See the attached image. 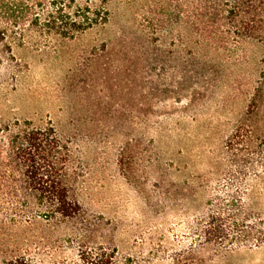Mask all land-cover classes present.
<instances>
[{"label":"trees","instance_id":"1","mask_svg":"<svg viewBox=\"0 0 264 264\" xmlns=\"http://www.w3.org/2000/svg\"><path fill=\"white\" fill-rule=\"evenodd\" d=\"M112 1L0 0V69L8 65L15 80L22 66L31 70L34 59L57 56V46L104 29L113 17ZM147 4L144 16L154 31L145 27L141 47L123 40L118 51L128 62V84L138 76V97L149 110L162 94L173 95L177 104L187 100L182 115L158 122L149 112L141 119L142 142L159 149V179L162 184L181 179L176 192L185 190L195 246L212 245L222 253L262 248L264 69L259 78L256 51L264 64V0ZM155 44L156 52L150 47ZM158 56L164 59L163 74L152 65ZM8 104V91L0 86V264H116L114 249L89 241L94 225L74 194L71 139L51 122L10 116ZM213 108L219 117L206 120L208 144L196 152L186 142L189 126ZM168 122L176 126L166 127ZM228 125L230 133L213 145ZM150 129L159 138L147 139ZM194 154L199 157L191 159ZM125 157L122 152L117 157L119 166Z\"/></svg>","mask_w":264,"mask_h":264},{"label":"rangeland","instance_id":"2","mask_svg":"<svg viewBox=\"0 0 264 264\" xmlns=\"http://www.w3.org/2000/svg\"><path fill=\"white\" fill-rule=\"evenodd\" d=\"M147 1L113 0V17L104 29L57 46V56L34 59L31 70L22 66L15 80L8 65H4L0 69V86L8 91L5 111L41 125L51 122L71 139L74 194L94 225L89 241L91 245L114 249L116 264H264V247L222 253L212 245L195 246L190 234L192 214L182 196L185 190L180 195L176 192L181 179L169 178L162 184L155 168L159 149L149 140L142 142L141 119L145 114L151 112L152 120L165 122L184 114L187 103L185 97L177 104L173 95L162 94L149 110L138 97V76L133 77L131 86L128 84V62L125 54L118 51L123 48V40L141 47L145 27L150 33L154 31L152 21L144 16ZM173 33L177 35V31ZM156 45L150 46L155 52ZM112 47L116 51L111 53ZM256 52L260 78L264 64L260 63L262 52ZM163 61L158 56L157 62H152L158 74L165 72ZM151 74L156 79L154 72ZM158 85L165 89L159 82ZM240 101L241 98L236 100L235 108L241 106ZM214 117H219L215 108L205 110L199 113L197 123L190 124L186 142L196 152L208 144L206 120ZM175 126L168 122L166 127ZM231 126L223 128L213 145L230 133ZM146 135L147 139L159 138L154 129ZM121 152L126 155L124 166L117 163ZM199 156L194 154L191 159Z\"/></svg>","mask_w":264,"mask_h":264}]
</instances>
